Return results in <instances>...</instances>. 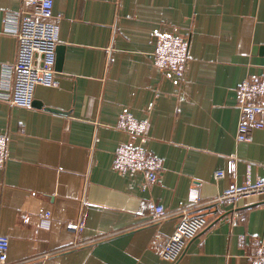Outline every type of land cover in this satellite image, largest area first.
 I'll return each instance as SVG.
<instances>
[{
  "label": "crops",
  "instance_id": "1",
  "mask_svg": "<svg viewBox=\"0 0 264 264\" xmlns=\"http://www.w3.org/2000/svg\"><path fill=\"white\" fill-rule=\"evenodd\" d=\"M24 0H0V71L14 63L18 41L3 32L8 11ZM60 16L58 85H39L32 108L0 100V132L10 159L0 169V235L10 264H251L264 237V196L224 207L200 202L246 179L264 180V128L237 141V89L264 76V0H54ZM189 40L185 77L154 64L155 32ZM153 107L148 110L149 105ZM149 118L147 150L162 159L157 184L120 173L114 152L136 142L116 125L122 113ZM225 171L221 179L215 172ZM169 216L151 222L150 204ZM207 226L173 263L156 242L174 233L183 210ZM52 212L50 229L22 215ZM84 223L81 233L66 227Z\"/></svg>",
  "mask_w": 264,
  "mask_h": 264
},
{
  "label": "built area",
  "instance_id": "2",
  "mask_svg": "<svg viewBox=\"0 0 264 264\" xmlns=\"http://www.w3.org/2000/svg\"><path fill=\"white\" fill-rule=\"evenodd\" d=\"M31 5L30 11H8L3 19V32L18 41V55L14 63L4 64L0 71V100L13 106L32 108L35 92L39 85L55 87L57 80V48L60 42V24L55 19L54 0H24ZM156 48L154 64L163 73L177 80L185 77L190 59L189 40L178 34L155 32ZM153 107L151 103L148 107ZM237 107L239 123L237 141H251L254 129L264 128V76L251 75L237 89ZM127 132L136 142H125L114 152L113 167L120 173L140 172L144 175L142 189L150 191L157 184L163 167L162 159L150 153L146 148L149 137V118L138 119L129 112L122 113L116 125ZM10 141L7 133L0 132V169L10 159ZM225 171L215 172V178L221 179ZM192 203L224 207L236 204L240 199L264 196V180L246 179L242 184H233L221 194L201 203L198 188L190 191ZM190 206L183 210L182 217L171 237L156 242L163 259L177 262L184 254L192 239L205 229L207 219L190 216ZM151 222H162L169 216L164 205L158 202L150 204ZM23 219L43 229H50L53 214L41 210L34 215H22ZM69 231L79 234L84 229L82 221H68ZM10 240L0 235V264H10ZM251 264H264V237L257 240L254 252L250 256Z\"/></svg>",
  "mask_w": 264,
  "mask_h": 264
},
{
  "label": "water",
  "instance_id": "3",
  "mask_svg": "<svg viewBox=\"0 0 264 264\" xmlns=\"http://www.w3.org/2000/svg\"><path fill=\"white\" fill-rule=\"evenodd\" d=\"M61 64H62V54H59L56 62V67L58 66L60 68Z\"/></svg>",
  "mask_w": 264,
  "mask_h": 264
}]
</instances>
